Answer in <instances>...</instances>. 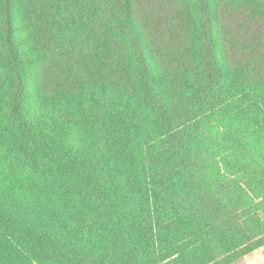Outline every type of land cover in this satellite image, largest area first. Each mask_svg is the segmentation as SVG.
I'll list each match as a JSON object with an SVG mask.
<instances>
[{
  "label": "trees",
  "instance_id": "16d2710c",
  "mask_svg": "<svg viewBox=\"0 0 264 264\" xmlns=\"http://www.w3.org/2000/svg\"><path fill=\"white\" fill-rule=\"evenodd\" d=\"M146 1L0 0V264L264 251V0Z\"/></svg>",
  "mask_w": 264,
  "mask_h": 264
},
{
  "label": "rangeland",
  "instance_id": "374dc122",
  "mask_svg": "<svg viewBox=\"0 0 264 264\" xmlns=\"http://www.w3.org/2000/svg\"><path fill=\"white\" fill-rule=\"evenodd\" d=\"M147 1L144 3L145 5L148 4ZM149 3L150 5L145 6V10L151 15V20L150 24L148 20L146 22L154 40L163 47L168 37L169 28H174L180 19L177 11L179 7L172 6L168 0H150ZM137 10L140 12L138 6ZM250 264H264V251L257 260Z\"/></svg>",
  "mask_w": 264,
  "mask_h": 264
}]
</instances>
